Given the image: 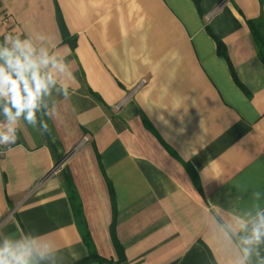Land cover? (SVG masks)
Listing matches in <instances>:
<instances>
[{
	"label": "crops",
	"instance_id": "0c3cea01",
	"mask_svg": "<svg viewBox=\"0 0 264 264\" xmlns=\"http://www.w3.org/2000/svg\"><path fill=\"white\" fill-rule=\"evenodd\" d=\"M259 18L264 0H0V43L30 36L76 79L50 133L22 121L0 153V240L46 245L39 264H231L264 208Z\"/></svg>",
	"mask_w": 264,
	"mask_h": 264
},
{
	"label": "clouds",
	"instance_id": "9594fccd",
	"mask_svg": "<svg viewBox=\"0 0 264 264\" xmlns=\"http://www.w3.org/2000/svg\"><path fill=\"white\" fill-rule=\"evenodd\" d=\"M75 83L66 56L46 47L37 49L30 36L6 34L0 43V146L15 144L22 121L41 135L50 133L47 120L57 118L59 112L57 104L49 106V99L54 91L68 98L76 91ZM252 198L259 201L258 190L253 191ZM255 207V214H248V223L237 222L244 234L239 237L231 264H264V208L259 203ZM48 255V247L34 238H14L8 233L0 240V264H39Z\"/></svg>",
	"mask_w": 264,
	"mask_h": 264
},
{
	"label": "trees",
	"instance_id": "16d2710c",
	"mask_svg": "<svg viewBox=\"0 0 264 264\" xmlns=\"http://www.w3.org/2000/svg\"><path fill=\"white\" fill-rule=\"evenodd\" d=\"M194 1H195L196 5L199 7L200 0H194ZM249 25H250V28L253 32L256 44L258 46L260 58L264 64V19L259 18V19L249 20ZM222 45L223 44L221 42H219L220 52H223ZM71 198H72V200L74 199L73 196H71ZM79 211H80V209L76 207V212L78 213Z\"/></svg>",
	"mask_w": 264,
	"mask_h": 264
},
{
	"label": "built area",
	"instance_id": "2783aa9c",
	"mask_svg": "<svg viewBox=\"0 0 264 264\" xmlns=\"http://www.w3.org/2000/svg\"><path fill=\"white\" fill-rule=\"evenodd\" d=\"M6 148L7 146H0V153H2Z\"/></svg>",
	"mask_w": 264,
	"mask_h": 264
}]
</instances>
